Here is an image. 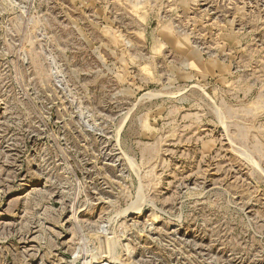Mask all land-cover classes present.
<instances>
[{"label":"rangeland","instance_id":"374dc122","mask_svg":"<svg viewBox=\"0 0 264 264\" xmlns=\"http://www.w3.org/2000/svg\"><path fill=\"white\" fill-rule=\"evenodd\" d=\"M0 264H264V0H0Z\"/></svg>","mask_w":264,"mask_h":264},{"label":"bare ground","instance_id":"6f19581e","mask_svg":"<svg viewBox=\"0 0 264 264\" xmlns=\"http://www.w3.org/2000/svg\"><path fill=\"white\" fill-rule=\"evenodd\" d=\"M132 211V210H131Z\"/></svg>","mask_w":264,"mask_h":264}]
</instances>
